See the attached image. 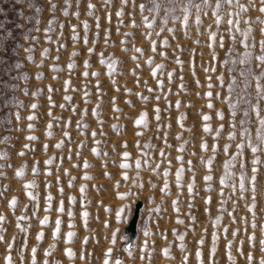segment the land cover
<instances>
[{"label":"rangeland","instance_id":"374dc122","mask_svg":"<svg viewBox=\"0 0 264 264\" xmlns=\"http://www.w3.org/2000/svg\"><path fill=\"white\" fill-rule=\"evenodd\" d=\"M238 4L0 0V264H260L264 2Z\"/></svg>","mask_w":264,"mask_h":264},{"label":"snow or ice","instance_id":"6c2138e0","mask_svg":"<svg viewBox=\"0 0 264 264\" xmlns=\"http://www.w3.org/2000/svg\"><path fill=\"white\" fill-rule=\"evenodd\" d=\"M227 2H228L229 4H231V3H233V0H227ZM262 2H264V0H262ZM237 4H238V0H237ZM90 7H92V6L90 5ZM142 7H143V6H142ZM238 7L240 8V11H241V12H243V11H247V9H246L243 5L238 4ZM217 8H219V4H217ZM260 11L264 12V8H261ZM218 19H219V18H218ZM228 23H229V24H232L233 21L229 20ZM261 23H264V21H261ZM246 46H247V45H246ZM260 47H261V50L264 51V41L261 42ZM137 51H139V50H137ZM257 59L260 61L261 64H264V54L258 56ZM257 88H258V90L264 92V89H261V86H260L259 84L257 85ZM211 95H212L211 93H208V96H209V97H211ZM68 99H70V97H69ZM33 107H36V106L33 105ZM209 107H212V105L210 104ZM257 115L259 116V112H257ZM204 119H205V120H208V119H210V117L205 116ZM143 120H144V117L142 116V117L140 118V121H137V123L139 124V123L143 122ZM259 123H260L261 129H264V118H261V119L259 120ZM205 131H210V129H208L207 126H206V127H205ZM93 135H95V133H94ZM259 138H260V140H261L262 142H264V134H261ZM29 139H35V137H29ZM205 147H207V146L205 145ZM252 151H253V152H256V151H257V148H256V147H253V148H252ZM125 155H127V154H125ZM257 162H258V161H254V163H257ZM209 163H211V161H209ZM122 167H128V165L125 164V165H122ZM253 171H256V169H253ZM18 175H23V173H22V172H21V173H18ZM177 175L179 176V174H177ZM125 178H127V177H125ZM207 179H211V177H207ZM254 179H255V178L253 177V180H254ZM29 187H30V185H29ZM241 187H242V188L244 187L243 183H241ZM81 191H83V189H81ZM29 195H31V194L29 193ZM49 199H51V197H49ZM12 203H13V205H14V204L16 203V201L13 200ZM60 211H61V212L63 211V207L60 208ZM121 211H122V210H121ZM84 215L87 216V213H84ZM116 215H117V218L119 219L120 216H121V212H117ZM0 219H3V217H0ZM47 222H48V221H47V218H45V220L42 221L41 223H42V224H46ZM179 222L182 223L183 221H179ZM55 223H56V229H55L54 236H55L56 234H58L59 231H60V224H61V221L57 220ZM70 227H74V226H71V225H70ZM74 235H75V234L72 233V232H69V233H68L69 242H71V238H72ZM42 237H43V234L41 233L39 238H42ZM0 239H3V237H0ZM180 239L183 240V236H181ZM85 242H86V241H85ZM113 243H115V238L113 239ZM201 243H203V241H201ZM262 243H264V242H262ZM181 247L183 248V245H181ZM66 251H67V255H68L70 258L74 256V253L72 252L71 249H67ZM111 252H112V249L109 248V249H108V254H110ZM33 253H35V249H33ZM48 254L50 255L51 253H48ZM167 254H168V250H165V255H167ZM229 258L231 259V256H229ZM249 259H251V257H249ZM8 261H9V264H11V257L8 258ZM33 264H35V262H33ZM104 264H108V260H107V259L104 261ZM117 264H120V262L118 261ZM260 264H264V259H262V260L260 261Z\"/></svg>","mask_w":264,"mask_h":264},{"label":"water","instance_id":"95a60500","mask_svg":"<svg viewBox=\"0 0 264 264\" xmlns=\"http://www.w3.org/2000/svg\"><path fill=\"white\" fill-rule=\"evenodd\" d=\"M142 205L143 203L141 201L136 204L135 212L133 213L134 215L132 216L127 227H125V234L129 236V240L125 244V247L127 250H130L135 246L133 241H135L137 237V225H138V220H139V215H140V210H141ZM121 260L122 259L120 257L116 259V264L118 261L121 263Z\"/></svg>","mask_w":264,"mask_h":264}]
</instances>
